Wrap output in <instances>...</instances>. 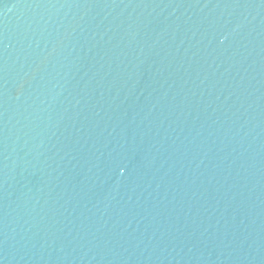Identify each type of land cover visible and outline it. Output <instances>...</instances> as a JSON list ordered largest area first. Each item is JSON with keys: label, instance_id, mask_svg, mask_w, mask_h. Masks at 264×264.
<instances>
[{"label": "water", "instance_id": "1", "mask_svg": "<svg viewBox=\"0 0 264 264\" xmlns=\"http://www.w3.org/2000/svg\"><path fill=\"white\" fill-rule=\"evenodd\" d=\"M0 264H264V0H0Z\"/></svg>", "mask_w": 264, "mask_h": 264}]
</instances>
